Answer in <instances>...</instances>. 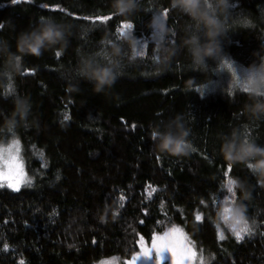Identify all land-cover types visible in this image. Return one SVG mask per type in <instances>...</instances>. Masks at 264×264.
I'll list each match as a JSON object with an SVG mask.
<instances>
[{"label": "trees", "instance_id": "obj_1", "mask_svg": "<svg viewBox=\"0 0 264 264\" xmlns=\"http://www.w3.org/2000/svg\"><path fill=\"white\" fill-rule=\"evenodd\" d=\"M227 2L225 10L224 0H202L222 28V50L194 68L189 46L193 38L206 42L205 28L175 0L171 7L134 0L125 15L112 0H0L3 51L5 41L16 51V36L41 17L69 38L66 48L23 56L12 74L0 71V123L16 117L14 101L17 111L19 100L31 105L25 123L0 128V145L18 141L28 178L17 190L0 183V264L126 260L171 226L184 230L205 264H264V184L221 152L226 143L264 146V96L221 80L226 65L264 67V0ZM164 9V35L155 40L149 21ZM110 46L120 50L119 75L98 93L80 76L79 60L106 58ZM180 125L192 150L159 152L153 133ZM232 178L244 182L247 198L228 192ZM225 197L246 209L252 231L239 242L235 221L218 214Z\"/></svg>", "mask_w": 264, "mask_h": 264}, {"label": "clouds", "instance_id": "obj_2", "mask_svg": "<svg viewBox=\"0 0 264 264\" xmlns=\"http://www.w3.org/2000/svg\"><path fill=\"white\" fill-rule=\"evenodd\" d=\"M133 4L134 0H112L111 6L116 14L125 15ZM171 6H173L172 0H170ZM174 6L187 12L189 15L196 12L197 16L194 18L204 25L205 35L207 37L206 42L201 44L198 39L193 38L189 46V52L194 68L199 65L206 66L207 58H215L222 50L218 40L222 32L219 22L211 12L206 11L202 7V0H175ZM222 6L225 10L227 9V0H224ZM163 24L164 20L158 14L149 21V27L152 29L151 34L155 40H162L164 32H161L160 26ZM166 30L165 26V32ZM124 39L126 42L131 41L130 48L136 47L137 38L130 34H125ZM68 43L69 38L65 33L63 25L58 24L49 17H41L35 29L22 31L16 36V51H12L6 41L3 42L7 50L3 51L0 49V71L12 74L14 73L13 65L17 60L21 62L23 56L30 55L38 57L43 51L56 45L66 48ZM119 56V48H113L111 46L106 50V58L97 57L95 62L87 56H82L79 60L80 76L82 79L90 82L96 92L105 91V89L110 88L114 84L119 75ZM9 57L12 58V63H9ZM101 59H104L103 63L100 62ZM245 83L252 92V95L264 96V71L249 73ZM18 104L19 111H17V102L14 101L13 112H16V117L0 123V128L3 129V132L8 131L9 127L15 130L18 125L27 121L30 114V103L19 100ZM188 136L189 130L184 129L182 125L178 126L174 131H158L153 136L156 141L155 148L159 152L174 156L187 155L192 150L191 143L187 139ZM221 152L226 161L231 163H245L253 175L257 177L258 183L264 184V146L257 145L254 142L243 144L239 147L231 143H226L222 145ZM246 153H251V157L246 158L244 161L237 159V157L244 156ZM231 180L233 181L231 186L232 191L239 189L243 198H247L250 195V192L244 187L243 181L239 178H232ZM225 207L223 206L219 210L218 214L220 217L225 221L229 219L235 221L236 218H239L240 223L237 225H241L242 227L244 222H246L245 206L242 203L233 202L229 206L230 212L228 213L225 212Z\"/></svg>", "mask_w": 264, "mask_h": 264}, {"label": "snow or ice", "instance_id": "obj_3", "mask_svg": "<svg viewBox=\"0 0 264 264\" xmlns=\"http://www.w3.org/2000/svg\"><path fill=\"white\" fill-rule=\"evenodd\" d=\"M15 2V0H13ZM231 7H235L234 4L231 5ZM164 14L167 13L168 9H164ZM103 19V18H100ZM2 27V25H0ZM126 27L131 28L132 25L128 24ZM57 56L60 55L59 52L56 53ZM136 55H144L143 52H140ZM153 59L155 57L153 56ZM155 133H153V136ZM7 151V154H5ZM0 164L3 165L4 170H0V176H3L5 179H11L13 182L8 184L9 188H17L19 185V176L22 175V169L20 168V165L17 163V157L14 156L11 152V146H9L8 150H5L3 148H0ZM231 166H229L230 168ZM18 170V171H17ZM16 171V175L13 176V172ZM232 183L233 181L231 179L227 180V189L229 193H232ZM225 212H230V205H231V199L229 197H225ZM200 217L197 216V219ZM227 218V217H226ZM103 219V218H102ZM240 220L239 218L235 219V224L233 225V232L236 237L237 242L241 241L245 235H249L252 231L251 228L248 227L247 222H244L243 226L239 229L236 228V224H239ZM172 232H176L177 229L174 227ZM185 243H180L179 240H176L173 242L169 239V234L164 233L161 235H154L153 236V243L151 247H146L144 245H141L142 251L140 253H136L133 255L131 261L128 262V264H137V260L142 258L151 260L153 256H155L156 261H160L163 257V253L166 251H170L172 254L173 262L174 264H192V261L195 257V253L193 252V249L191 247H187L186 245H191V241L187 240V237L184 238ZM218 239H223V236L221 234H218ZM5 250H7L8 246L7 244L4 245ZM22 264V262H21ZM200 264H203V258L201 256L200 258Z\"/></svg>", "mask_w": 264, "mask_h": 264}, {"label": "rangeland", "instance_id": "obj_4", "mask_svg": "<svg viewBox=\"0 0 264 264\" xmlns=\"http://www.w3.org/2000/svg\"><path fill=\"white\" fill-rule=\"evenodd\" d=\"M159 15H161L163 20H164V18H165L164 12L159 13ZM163 25L160 26L161 27V32H163V28H162ZM152 38L154 39L153 36H152ZM143 47H145V44H143ZM260 66L255 68V69H242L243 70L242 71L239 68H235V67L231 68L232 66L226 65V67L229 70L230 69L233 70V72L229 73V70L227 69V71H226L227 75H225V73L223 72L221 80L224 81L225 84H228L229 81L230 82L232 81V82L236 83V85H238L239 87L245 88V90H249L247 84L245 83V81L248 79V74L249 73H257V72L264 71V67L261 68ZM226 67H225V69H226ZM249 92H251V91L249 90ZM9 146H11V152H12V154L14 156L17 157V163L20 165V168L22 169V173L23 174L19 176V181L20 182H19V185H18V187H21V186L25 185L28 182V178H27L25 170H24V159H23V157L21 155L20 145H19L17 140L12 139L8 143L0 145V148L8 150ZM5 154H7V151H6ZM0 170L6 171V169H4L2 164H0ZM12 175L15 176L16 175V171H14ZM11 182H13L11 179H5L3 176H0V183L8 185ZM18 187L15 188L14 190L19 189ZM174 227L177 229L176 232H172L171 231ZM164 233H168L169 234V239L172 240L173 242H175L176 240H179L180 243H185V239L184 238L187 237V235L184 232V230L182 228L178 227V226H171V227L165 229L162 233L157 234V235H161V234H164ZM187 240L189 241L188 237H187ZM152 243H153V238L147 244L146 243H141L139 251L136 252V253H140L142 251L141 245H144L146 247H151ZM186 246L187 247H191L193 249V252L195 253V257H194V259L192 261V264H200L201 256L203 258V264H205V262L207 260L205 255L199 254L196 251V249H195V247H194V245L192 243H191V245H186ZM132 257L129 258V259H126V260H121L118 257L113 256V257L101 259V260L97 261L96 264H128V262L131 261ZM137 264H174V262H173V258H172L171 252L170 251H166V252L163 253V257H162V259L160 261H156L155 256H153V258L151 260H148V259H145V258L141 257L140 259L137 260Z\"/></svg>", "mask_w": 264, "mask_h": 264}]
</instances>
